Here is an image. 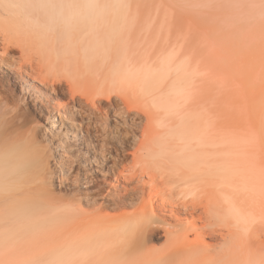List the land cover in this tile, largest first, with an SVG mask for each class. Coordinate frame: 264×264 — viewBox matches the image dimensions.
Instances as JSON below:
<instances>
[{
	"label": "bare ground",
	"instance_id": "bare-ground-1",
	"mask_svg": "<svg viewBox=\"0 0 264 264\" xmlns=\"http://www.w3.org/2000/svg\"><path fill=\"white\" fill-rule=\"evenodd\" d=\"M185 23L136 0H0V64L60 110L120 106L143 124L124 157L139 194L56 204L35 119L2 76L0 264H264V120L224 110L219 61L206 81Z\"/></svg>",
	"mask_w": 264,
	"mask_h": 264
},
{
	"label": "rangeland",
	"instance_id": "rangeland-1",
	"mask_svg": "<svg viewBox=\"0 0 264 264\" xmlns=\"http://www.w3.org/2000/svg\"><path fill=\"white\" fill-rule=\"evenodd\" d=\"M136 1L139 15L188 19L184 28L192 49L201 43L206 81L219 61L221 92L229 104L224 110L233 108L240 123L249 114L264 120V0ZM15 68L0 64V78L9 79L16 102L35 119L53 201L97 208L139 194L143 185L130 172L132 157H124L134 152L143 124L120 106L107 115L83 103L60 110L51 89L27 75L17 77Z\"/></svg>",
	"mask_w": 264,
	"mask_h": 264
}]
</instances>
